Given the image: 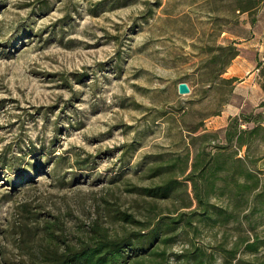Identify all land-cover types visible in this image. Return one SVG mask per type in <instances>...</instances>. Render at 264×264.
Listing matches in <instances>:
<instances>
[{"label": "rangeland", "instance_id": "rangeland-1", "mask_svg": "<svg viewBox=\"0 0 264 264\" xmlns=\"http://www.w3.org/2000/svg\"><path fill=\"white\" fill-rule=\"evenodd\" d=\"M262 9L244 19L227 1L0 0V264H39L97 227L116 237L181 214L198 220L196 203L156 205L133 191L152 187L159 158L185 152L191 131L228 98L209 91L200 68L210 48L239 49L264 31L253 24ZM181 83L190 94L179 93ZM245 98L234 90L205 128L222 138L231 118L264 117V102ZM246 165L264 177V159ZM213 201L229 217L201 224L194 240L221 264L212 248L259 238V251L241 247L234 264L264 262V204L229 194ZM187 242L178 233L173 251Z\"/></svg>", "mask_w": 264, "mask_h": 264}, {"label": "trees", "instance_id": "trees-1", "mask_svg": "<svg viewBox=\"0 0 264 264\" xmlns=\"http://www.w3.org/2000/svg\"><path fill=\"white\" fill-rule=\"evenodd\" d=\"M230 3L232 13L253 16L264 4L263 0H213ZM211 58L204 62L201 81L209 85V91L227 95L217 110L202 120L200 126L191 131V143L187 144L185 152L173 155H163L156 166L152 168L157 182L148 188L137 187L133 192L150 197L156 205L166 203H188L186 208L197 204L193 214L198 213V220L181 214L172 222H159L152 230L143 227L138 232H129L113 237L110 233L98 227L94 235L80 247L67 245L66 250L50 256H45L39 264H217L218 252H209L210 247L200 245L194 237L204 227L223 225L227 217L222 208L214 203L229 194L230 198H246L254 207L264 204V177L262 172H256L247 167L253 166L258 160L264 159V117L260 115L241 114L230 119L223 131H208L205 122L210 117L220 116L224 107L230 103L234 94L237 78H225L224 75L233 60L239 56L235 44L218 46L209 50ZM225 91L222 93L221 90ZM264 105V104H263ZM252 125L244 128L243 126ZM198 146L194 154L190 145ZM232 150V152H231ZM246 151L245 158L239 157ZM258 152V156L257 153ZM260 155V156H259ZM259 157V158H258ZM184 180V181H183ZM186 182V183H185ZM182 184H187L186 191ZM185 192L189 201L183 197ZM123 215V214H122ZM117 216V215H116ZM196 216V215H195ZM122 220L134 223L133 216L125 215ZM224 222H223V221ZM188 237V246L179 252L173 251L177 234ZM259 238L251 242L250 238L242 237L233 249L212 248L223 254L221 264H234L241 247L246 253L255 254L261 248ZM173 245V246H172ZM236 264H249L242 260ZM264 264V262H261Z\"/></svg>", "mask_w": 264, "mask_h": 264}, {"label": "crops", "instance_id": "crops-1", "mask_svg": "<svg viewBox=\"0 0 264 264\" xmlns=\"http://www.w3.org/2000/svg\"><path fill=\"white\" fill-rule=\"evenodd\" d=\"M262 10L253 24L264 23V9ZM244 19H248V14H244ZM240 42L241 54L233 60L225 77L239 80L235 91L242 92L244 97H247L246 102L252 100L264 102V31L253 32L248 39ZM231 104L232 102L227 106Z\"/></svg>", "mask_w": 264, "mask_h": 264}, {"label": "water", "instance_id": "water-1", "mask_svg": "<svg viewBox=\"0 0 264 264\" xmlns=\"http://www.w3.org/2000/svg\"><path fill=\"white\" fill-rule=\"evenodd\" d=\"M179 93H180L181 95H188V94H190V93H191V89H190V87L188 86V84H186V83H181V84L179 85Z\"/></svg>", "mask_w": 264, "mask_h": 264}]
</instances>
